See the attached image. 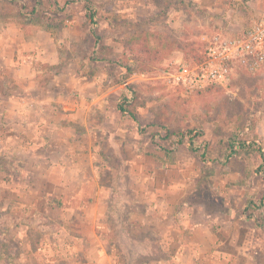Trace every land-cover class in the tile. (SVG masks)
<instances>
[{
    "label": "rangeland",
    "instance_id": "1",
    "mask_svg": "<svg viewBox=\"0 0 264 264\" xmlns=\"http://www.w3.org/2000/svg\"><path fill=\"white\" fill-rule=\"evenodd\" d=\"M155 1V7L139 8L132 0H0L1 45L16 57L23 50L24 58L49 67L52 75L55 70L63 101L43 105L64 126V136L71 127L76 131L69 136L72 152L61 142L46 156L42 150L23 149L15 137L0 148V197L7 185L22 192L9 194L13 208H0V264H98L103 246L108 256L102 264H149L151 255L164 257L163 248L154 251L152 241H141L155 237L149 230H132L138 245L126 236L123 227L130 222L124 221L132 219L135 206L143 211L147 203L125 204L122 184L134 187L135 196L167 190L176 205L173 225L181 223L178 211L189 223L210 215L221 222L232 218L237 231L245 228L253 237L246 252L264 264V229L248 217L256 205L264 206V180L256 173L260 157L241 151L226 160L236 139L264 150V68L239 72L228 87L196 93L172 84L168 70L202 57L214 34L205 12L193 10L186 14L188 21L170 23L167 0ZM50 55L58 58L53 66L46 60ZM7 77H0L4 140L5 126L16 121L8 118L12 110L35 115L30 103L2 96L20 88ZM53 159L61 164L50 165ZM94 175L114 189L99 206L93 203ZM11 177L22 182L10 184ZM64 177L69 182H61ZM77 190L80 197L59 196ZM20 197L23 206L15 203ZM69 203L76 207L74 214ZM257 211L263 221L264 213Z\"/></svg>",
    "mask_w": 264,
    "mask_h": 264
},
{
    "label": "crops",
    "instance_id": "2",
    "mask_svg": "<svg viewBox=\"0 0 264 264\" xmlns=\"http://www.w3.org/2000/svg\"><path fill=\"white\" fill-rule=\"evenodd\" d=\"M132 2L134 7L139 8L141 6L155 7L157 5L155 0H132ZM167 6L171 10L167 19V22L170 23L176 22V19H179L180 22L188 21L186 14H189L193 10L199 11L200 14L202 13L201 11L205 12L204 17L210 23L208 31L214 35L219 33L234 35L244 31L250 20L252 21L256 16L258 17L264 13V0H180L178 2L167 0ZM10 38L8 39L11 40ZM2 41L0 37V60L4 59V61H0V77L5 80L8 76L12 79V86L20 87L18 90H11V92L6 90L2 96L5 95L12 101H20L27 105L30 103L34 107L32 110H34L35 115L23 108L12 110L8 118H15L16 121H10L5 126L3 131L7 136L5 140L0 136V148H6L4 146L6 145V140L9 137H15L20 140L19 143L23 149L31 147V149L42 150L46 156H50V149L55 148L61 142L66 151L72 152L71 150H75V147L71 145V137L69 136L76 133L75 128H69L70 135L64 136L61 132L64 126L58 125L57 121L53 119V114L49 116L46 113L47 107L43 105L44 103L63 101L64 95L60 94L57 89V84L60 82L59 76L54 73L55 70H52V75L51 70H49L50 72L47 71L49 67L43 69L34 65L32 59L24 58L23 50H19L18 57L11 55L5 43L1 45ZM38 55H40L39 52ZM46 60L50 66L58 62L57 56L50 55ZM46 71L48 73H45ZM46 77L48 80L41 83L40 80ZM84 120V124L86 125V119ZM86 128L88 127L86 126ZM61 134L63 138L60 136ZM24 138L31 139L32 141L28 142ZM89 144H93L92 141ZM85 146L87 144H84V148ZM77 148L81 150V146ZM51 162L50 165L61 164L59 159H53ZM93 178L96 182L93 203L99 206L108 199L109 193L113 192L114 189L108 187L101 177L94 175ZM69 180V178L65 179L64 177L61 179V182L66 183ZM18 181L22 182V179L11 177L8 183L12 184L14 182L16 184ZM122 187L126 189L127 193L126 197H124L125 204H139L140 201L147 203L146 209L143 211L137 209V206H135L133 211L130 212L132 213V219L128 218L130 221H124L126 225L127 222H130V225L126 228L128 231L125 229V226L123 227L126 236L130 238L133 245H138L139 238L131 236L132 230H149L155 237L145 236L141 238V241L148 239L155 244L154 251L163 248L166 252L164 257H152L151 255L148 259L149 264H257L255 260L257 258H253L254 254L252 251L249 252L248 250L246 252L245 249L249 241L251 242L248 246L252 248L253 237H247L250 232H246L245 228L237 231V226L232 218L225 217V221L221 222L219 221V216L210 215V217L207 216L201 220L189 223L184 218L186 217L184 216L185 212L178 211L179 216L182 218L181 223L178 226L173 225L172 221L174 219L173 215L176 212V205L172 203V195L167 190L154 192L152 195L147 192L135 196L137 190L134 187L131 189L127 184H122ZM4 190H6L4 199L3 196L0 197V208L8 210L13 208L11 202L14 198L10 199L11 196L9 197V194L19 195L22 192L13 188L12 185H7ZM80 191L77 190L72 196L63 191L59 196L64 199L66 197L72 199L74 195L80 197ZM110 195L112 194L110 193ZM127 196H132L131 201ZM17 201H15L16 204L20 201L19 204L24 205L23 197H20V200ZM68 207L71 214L77 211L76 207L71 203H69ZM183 218L185 221H183ZM256 226L258 225L256 224ZM22 227L23 225L20 223V227L18 226V228L21 229ZM258 228L260 227L258 226ZM100 245L103 246L101 240ZM170 246H174L171 251H169ZM122 248L123 243H120V249ZM107 256L108 254L103 246L102 250L100 249V258H96V262L98 264L106 262Z\"/></svg>",
    "mask_w": 264,
    "mask_h": 264
},
{
    "label": "built area",
    "instance_id": "3",
    "mask_svg": "<svg viewBox=\"0 0 264 264\" xmlns=\"http://www.w3.org/2000/svg\"><path fill=\"white\" fill-rule=\"evenodd\" d=\"M264 68V13L234 35L215 34L208 40L206 57L200 62H180L167 72V79L187 93L209 86L228 87L243 71L255 74Z\"/></svg>",
    "mask_w": 264,
    "mask_h": 264
},
{
    "label": "trees",
    "instance_id": "4",
    "mask_svg": "<svg viewBox=\"0 0 264 264\" xmlns=\"http://www.w3.org/2000/svg\"><path fill=\"white\" fill-rule=\"evenodd\" d=\"M87 11H90L89 7H86ZM89 18L90 20H94V13L90 11L89 14ZM206 57V51L205 54L202 57L197 58L194 62H200L202 60H204ZM204 130L200 129L198 134H203ZM191 144V143H190ZM193 144V143H192ZM238 146V147H237ZM252 145L250 143H248L246 140H240V139H236L230 142L229 144V148L226 154V160L230 159L234 154H238L241 151H245V152H249V151H253L256 152L259 157H260V161L261 163L259 164V166L256 169V173L261 175L263 180H264V150L261 146H256V147H251ZM193 149V147H192ZM195 150V149H193ZM261 203L264 204V196H262L261 198ZM264 206H258L256 205L255 208L251 209V213H249L248 217L253 218L257 225L264 229V220L262 221L259 217L258 211L257 210H261L262 213H264V209H262ZM245 212H248L250 210L249 205H246L244 208ZM245 214V213H244ZM246 216V215H245Z\"/></svg>",
    "mask_w": 264,
    "mask_h": 264
}]
</instances>
